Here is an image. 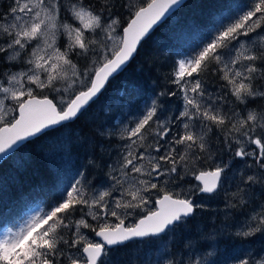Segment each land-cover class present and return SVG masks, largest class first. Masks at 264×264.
Wrapping results in <instances>:
<instances>
[{
  "label": "snow or ice",
  "instance_id": "6c2138e0",
  "mask_svg": "<svg viewBox=\"0 0 264 264\" xmlns=\"http://www.w3.org/2000/svg\"><path fill=\"white\" fill-rule=\"evenodd\" d=\"M178 3L179 0H146L145 6L137 7L125 0L122 7L129 11L130 19L122 23L111 15L110 0H102L99 10L92 3L85 4V0L68 4L65 0H13L7 19L0 16V63L19 62L21 70L0 73V153L6 154L19 142L83 115L110 77L134 57L149 29ZM68 17L73 23L68 22ZM61 37H67L63 50ZM73 55L87 63L79 67L70 59ZM210 66L222 72L220 78L226 82L227 92L215 98L206 92L203 80L193 78V74L199 77L209 71ZM173 75L172 83L183 93L184 109L175 117L187 121L181 131L172 135V121L159 119L157 102L153 101L134 127L122 130L121 138L129 143L117 162L118 168L112 169L119 175L112 176L110 187L89 191L77 181L47 209L34 211L15 231L9 229L0 238V264H105L107 246L164 232L173 222L192 214L195 205L189 199L174 198L153 178L167 177V184L182 179L178 165L186 174L196 162L213 160L206 137L214 128L227 129L224 141L229 149L233 143L239 145L236 157L253 158L259 173L248 175L242 183L249 187L259 184L264 189V110L252 109L246 114L225 110L228 94L240 104H246L249 98H264V91L258 87V82L264 81V0H252L246 10L222 15L208 42L178 61ZM37 89L55 95L38 97ZM149 136L155 143L148 144V148L162 150V154L146 156L137 151L144 148ZM168 136L172 139L167 140ZM245 144L255 145V149L247 151ZM177 146H182V151ZM225 167L217 165L212 170L193 173L202 184L199 190L215 192ZM144 176L148 179L140 178ZM153 190L157 193L156 210L147 211L125 227L122 217L143 211L153 203ZM115 191H119V198L113 195ZM240 204H245L243 198ZM76 213L82 214L79 220H73ZM84 215L96 221L111 216L118 223H105L96 232L102 242L86 243L81 249L78 245L85 237L80 230L90 227ZM250 219L259 227L239 235L249 236L264 227V204L254 210ZM73 228L76 238L65 239L64 233ZM239 264H264V259H244Z\"/></svg>",
  "mask_w": 264,
  "mask_h": 264
},
{
  "label": "trees",
  "instance_id": "16d2710c",
  "mask_svg": "<svg viewBox=\"0 0 264 264\" xmlns=\"http://www.w3.org/2000/svg\"><path fill=\"white\" fill-rule=\"evenodd\" d=\"M4 1L0 3L3 8ZM251 2L187 0L143 41L134 59L109 81L83 115L74 122L46 130L5 159L0 164V234L6 228L18 227L37 206L43 204L48 208L54 204L60 194L65 190L70 191L77 181L83 182L89 191L103 186L109 180L116 162L112 167L111 164L117 156L121 158L124 155L122 147L126 139L121 138L120 126L127 124V118L132 123L134 119L142 117L153 101L157 102V116L161 121L174 118L181 107L179 88L172 83L179 59L193 55L208 42L209 34L214 31L222 15L239 9L246 10ZM114 6L118 8L121 5ZM72 57L81 67L87 63L85 59L80 61L77 56ZM193 75L203 80L208 90L219 88L224 83L220 78L222 72L212 70V66L199 77ZM226 92L221 93L224 95ZM226 102L236 111H244L243 108L264 109V98L261 97L240 104L228 94ZM224 135L222 130L215 128V140L209 141L214 152L213 159L220 162L198 161L186 174L182 170L181 176L185 183L196 182L193 173L215 168L216 165L225 167L230 164L229 168L225 167L224 174L240 166L241 158L234 155L236 145L233 143L229 149ZM65 143L71 145L69 150ZM154 143L149 136L144 148H138L137 151L149 153L153 148H148V144ZM109 153L114 155L111 157ZM236 173L235 181L238 183L226 185V188H230L227 193L222 190V182L220 190L211 195H202L198 187L194 195H180L194 202L196 212L193 216L177 223L162 236L142 239L138 242L139 249L135 241L108 249L103 257L105 264H138L141 257L149 254L145 249L148 243H155L162 238L170 240L167 256L171 258L172 264H239L244 259L258 261L257 257L264 252V233L256 231L249 236L239 235L257 228L251 221L243 227L235 226L237 219L247 214L246 206L240 204L241 198L247 201L255 199L258 188L243 189L246 187L242 183L245 171L238 170ZM238 192V195H233ZM79 217L80 213H76L73 220ZM231 222L234 227H228ZM74 235L75 228L64 233L65 239H73ZM154 246L153 249H157V245Z\"/></svg>",
  "mask_w": 264,
  "mask_h": 264
},
{
  "label": "rangeland",
  "instance_id": "374dc122",
  "mask_svg": "<svg viewBox=\"0 0 264 264\" xmlns=\"http://www.w3.org/2000/svg\"><path fill=\"white\" fill-rule=\"evenodd\" d=\"M2 1H4V0H0V3ZM86 1H87V3L85 2V4H88L90 1H93L94 5L96 6L95 10H99L100 4L102 2V0H86ZM4 2H5V7L3 8V6H0V16H2L3 18L7 19L9 6L13 3V0H5ZM71 2L72 1H70V2L65 1V4H68V3H71ZM129 2H134L137 7H140V6H145L146 0H129ZM110 3L113 5L112 10H111V15L114 18L115 17H119V19L121 20L122 23L127 21L128 19H130L129 11L126 8L122 7V5L125 3V0H113V1L110 0ZM118 3H120V4H118ZM114 4L115 5H121V6L117 8V6H114ZM108 15H109V13L106 12L105 16H108ZM0 22H3V21L0 20ZM68 22L69 23H73V21L71 19L70 20L68 19ZM74 23H75V26H77V27L79 26L78 22H74ZM66 44H67V37H61V39H60L61 50L64 49V46ZM77 58L80 61H84V59L82 57L77 56ZM70 59H72L73 62L76 63L72 56H70ZM182 59H184V58H182ZM180 60L181 59H179V61ZM0 65H1V68H2V72H18V71L21 70V65L19 64V62L0 63ZM78 66L81 67L80 65H78ZM177 67H178V65L176 66V68ZM193 78H195L194 75H193ZM189 79H192V78H189ZM262 82L264 83V81L258 82V87H259L260 91H264V85L262 84ZM225 84H226V82L224 81L223 85L220 86L219 88L215 87V89L213 88L212 90L206 89V92L210 93L215 98L217 95H222L221 92H224L225 90H227V89L224 88ZM35 94L37 96H41V97H43L44 95H47V96H49L51 98H53V96L55 95L54 93H52V92H50L48 90H40V89H37ZM179 99H181V107L179 108V110L181 112L184 109V101H183V93H182V91L180 89H179ZM249 99H251V98H249ZM6 103H10V102L6 101ZM229 108L230 107L226 105L225 110H228ZM243 109H244V111H236V110L235 111L238 114H246L247 111L252 110V109H247V108H243ZM262 110H264V109L256 110V111L260 112ZM180 112H176V116L175 117H178ZM175 117L174 118H167V119L164 118V120L172 121V123L169 124V127L172 130V135H176L178 132H180L181 129H182V124L184 122H187V121L184 120V118H181L180 120H175ZM138 119L139 118H136V120L134 119V122L131 123L130 119L127 118V124H125L124 126L121 125L120 127L122 128V130L125 127H128V128L134 127L135 126V122ZM214 129H213V131H214ZM226 131H227V129L223 130V133H225ZM208 135H211V137L208 136V137H206V139H208L209 141H210V139L211 140H215L214 136H213V132L209 133ZM237 135H239V134H237ZM166 139L167 140H171L172 136H168V137H166ZM160 142L163 143L164 141L161 140ZM127 143H129V141L126 139V144ZM65 145H66V149L68 148V150H69V146L71 147V145H68V143H65ZM234 145H236V144L234 143ZM244 146H245L247 151H252L253 149H255V145L245 144ZM116 147L119 148L120 145L116 146ZM177 147L180 148L181 151H182V146H177ZM238 147H239V145H236V148H238ZM122 148H123V154H125V151H124L125 145ZM149 153H151L152 156H158V155L162 154V150H161V152H157L156 149L153 148V151H151ZM149 153H145V155L147 156ZM212 153H213V157H214V152L212 151ZM110 155L112 157L114 154L113 153H109V156ZM119 160H120V158L117 156V159L111 164V167L116 162V164H115V166L113 168H118V163L117 162ZM211 161L220 162V161L214 160V159L211 160ZM228 162H231V161H228ZM216 166H214V167H216ZM226 167L229 168L230 164H227ZM178 168H179V171H181L180 172V174H181L182 173V169H181V167L179 165H178ZM192 168H193L192 166L189 167V170H192ZM238 170L245 171V174H244L245 175V178H244L245 180H246V177L248 175H254V174L258 175V173H259V170H258L257 166L254 164V161H253L252 157L241 158L240 166L237 169L236 168L235 169L232 168V170L229 171L228 173L224 174V178H222L223 185H224L222 190L224 191V193H227L230 190V188H228V187L226 188V185L230 184V185L234 186L235 182H236L235 185L238 183V181H235V180H237L235 177H236V175H238L236 173ZM113 175L118 176L119 173L118 172H115V173L112 172L109 175V177H110L109 180L106 181V183L103 186H98L99 188L96 189V190L99 191V190L108 189L110 187V185L113 183V181H112V176ZM173 176H175V174H173ZM140 178L148 179V177H146V176L140 177ZM166 179H167V177H165V178L155 177V178H153V182H157L158 184L163 186L167 191H169L172 194H175L176 196H179V197L194 195L195 190H196L197 187H198V191L200 192L199 189H200L201 186H200V184L198 182L185 183L184 179H175L174 181L165 184L164 181ZM255 187L258 188L256 190V192H255L256 193V195L254 196L255 199L247 201L243 197V200L245 201V204H243V205H245L246 208H247V210H246L247 214H243L240 218H238L235 226L243 227V226H246L249 221H251L253 226L259 227L258 223L256 221H254V220H251L250 217L252 216L254 210L258 209L259 205L264 204V189H262L259 184L251 186V187L246 185V187L243 188V189L253 190ZM177 192H182V193L178 194ZM113 195L115 197L119 198L120 193H119V191H115V192H113ZM180 195H182V196H180ZM156 198H157V193H156L155 190H153L152 195L150 196V199L153 201V203H150L149 205H147L146 208L143 211L137 210L131 216H128L126 218L122 217V218L125 219V223L130 226V225L134 224L140 218V216L146 214L147 211H154L156 209V207L154 205V200ZM186 198H188V197H186ZM250 203L252 204L251 208H250ZM41 208L47 209V207L45 205H43V204L37 206V208L32 210V212L27 216V218L25 220H23V222L26 221L28 219V217L33 214L34 211H38ZM84 211L86 213L87 209L85 208ZM81 215L82 214H80V217L77 220H79L81 218ZM83 218L88 221V223L90 224V227L87 228V229L82 228L80 230V234L85 237V240L82 241L80 245H78V247L81 248V249H82L83 245L86 244V243H97L96 237L94 236L95 232L100 227H102L105 223H107L109 226H114L116 223H118L116 218L115 217H111V216H108L106 218V220L105 219H101L99 221L92 220L91 216H88V215H84ZM23 222L19 226H21L23 224ZM229 226H233L234 227L233 222H231L230 225H228V227ZM17 228H15V229H13V228L5 229L0 234V238H2L9 229L15 231ZM259 232L260 233H264V227H260ZM160 236H162V235H160ZM74 238H76L75 235H74ZM138 242L139 241H135V245H136L137 249L140 248V245L138 244ZM169 244H170V240L169 239H163V238L162 239H158L157 242H155V243L154 242L148 243V245H147V247L145 249H147V252L149 254L147 256H145V257H141V260L139 261L138 264H170V262L172 264L171 258L167 256V251H168V248H169ZM154 245H157V249H155V250L153 249V247H155ZM75 251L76 250L74 249L73 252H75ZM257 258H258V261L264 259V252L261 253Z\"/></svg>",
  "mask_w": 264,
  "mask_h": 264
},
{
  "label": "water",
  "instance_id": "95a60500",
  "mask_svg": "<svg viewBox=\"0 0 264 264\" xmlns=\"http://www.w3.org/2000/svg\"><path fill=\"white\" fill-rule=\"evenodd\" d=\"M187 0H179V3L177 4V5H175V6H173V8L168 12V13H166V15L164 16V17H162L161 18V20L160 21H158L155 25H153V27L151 28V29H149V32L146 34V36L142 39V41H141V43L138 45V47H137V52H138V50H139V48H140V46H141V44L143 43V41L152 33V32H154V30L157 28V26H159L163 21H165L168 17H170L175 11H177L185 2H186ZM137 52L134 54V57L136 56V54H137ZM134 57L133 58H131L124 66H122V68L120 69V70H118L117 71V73H115L112 77H110V79H109V81L113 78V77H115V76H117L118 74H120L128 65H129V63L134 59ZM108 81V82H109ZM108 82L106 83V85L108 84ZM106 85H105V87H106ZM105 89V88H104ZM104 89H102V91L104 90ZM102 91H101V93H102ZM100 93V94H101ZM100 94H98V96L97 97H99V95ZM38 97H41V96H38ZM96 97V98H97ZM49 98H51V97H49ZM96 98H94V100L96 99ZM93 100V101H94ZM92 101V102H93ZM92 102H90V104L92 103ZM65 123H67V122H65ZM54 127H57V126H53L52 128H54ZM52 128H49V129H52ZM48 130V129H47ZM46 131V130H45ZM44 131V132H45ZM42 133H40V134H37L36 136H33V137H29V138H27L25 141H22V142H19L18 143V145L17 146H15L11 151H9L8 153H6V154H4V153H0V164L5 160V159H7L9 156H11L21 145H23L24 143H26L27 141H29V140H31V139H33V138H35V137H37V136H39V135H41ZM212 169H214V168H210V169H204V170H201V171H207V170H212ZM198 173H199V171H198ZM197 173V174H198ZM222 178H223V176H222ZM200 185H201V187H202V184H201V182L200 181H198V180H196ZM221 182H222V179H221ZM221 182H220V184H219V187L216 189V191L220 188V185H221ZM215 191V192H216ZM201 192V191H200ZM201 193H203V194H213V193H206V192H201ZM174 196V198H179V199H187V198H184V197H179V196H175V195H173ZM189 200H191V199H189ZM192 201V200H191ZM156 210V209H155ZM154 210V211H155ZM195 212H196V208L194 207V211H193V213L192 214H190L189 216H187V217H183L180 221H182L183 219H186V218H189V217H191V216H193L194 214H195ZM180 221H176V222H173V224L172 225H169L166 229H165V231L164 232H162V233H159V234H156V235H154V236H160V235H163L164 233H166L169 229H171V228H173L177 223H179ZM125 227H127V224L125 223ZM100 229V228H99ZM99 229L97 230V231H99ZM96 231V232H97ZM95 237H96V239H97V243H101L102 242V238L101 237H99V236H97L96 235V233H95ZM146 238V237H145ZM141 239H144V238H134L133 240H130V241H127V242H125L124 244H122V245H125V244H127V243H129V242H132V241H135V240H141ZM115 246H118V245H113V246H107V249H109V248H112V247H115ZM106 249V250H107Z\"/></svg>",
  "mask_w": 264,
  "mask_h": 264
},
{
  "label": "bare ground",
  "instance_id": "6f19581e",
  "mask_svg": "<svg viewBox=\"0 0 264 264\" xmlns=\"http://www.w3.org/2000/svg\"><path fill=\"white\" fill-rule=\"evenodd\" d=\"M118 75H119V74H118ZM223 178H224V173H223ZM222 182H223V181H222ZM221 185H222V183H221ZM221 185H220V188H221ZM220 188H219L218 190H220ZM218 190H217V191H218ZM217 191H216V192H217ZM216 192H214V193H216ZM200 193H201V192H200ZM214 193H213V194H214ZM201 194L203 195V193H201ZM207 195H211V194H207ZM195 208H196V206H195ZM189 218H190V217H189Z\"/></svg>",
  "mask_w": 264,
  "mask_h": 264
}]
</instances>
